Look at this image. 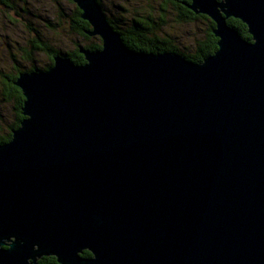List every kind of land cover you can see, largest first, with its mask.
Segmentation results:
<instances>
[{"label": "water", "instance_id": "obj_1", "mask_svg": "<svg viewBox=\"0 0 264 264\" xmlns=\"http://www.w3.org/2000/svg\"><path fill=\"white\" fill-rule=\"evenodd\" d=\"M72 2L101 49L15 81L0 264H264V0H190L218 39L199 63L133 52Z\"/></svg>", "mask_w": 264, "mask_h": 264}, {"label": "rangeland", "instance_id": "obj_2", "mask_svg": "<svg viewBox=\"0 0 264 264\" xmlns=\"http://www.w3.org/2000/svg\"><path fill=\"white\" fill-rule=\"evenodd\" d=\"M16 9L18 16L14 11L5 13L0 7V71L11 75L13 73L9 48L12 47V53L19 58L21 51H29L28 41L31 39V30L36 31L38 38L50 46L53 50L65 55L77 47L96 42L95 40H84L80 35L73 31L70 25V19L74 10V3L68 0H9ZM163 0H101L104 12L109 18L118 15L117 5H129L130 8L142 9L145 13L156 18L155 12ZM127 5V7H128ZM19 6H23L22 13L18 12ZM131 10V9H130ZM168 24L160 28V31L170 32L176 41L178 47L192 48L193 36L189 33V28H178L172 21L173 8H167ZM11 17H10V16ZM10 20V22H9ZM199 33L196 37H201L204 26L199 27ZM48 55L43 51H32L30 59L22 62V66H37L39 69L48 65ZM1 76V74H0ZM3 87L0 84V133L9 130L14 123L15 111H13V99L3 98Z\"/></svg>", "mask_w": 264, "mask_h": 264}, {"label": "trees", "instance_id": "obj_3", "mask_svg": "<svg viewBox=\"0 0 264 264\" xmlns=\"http://www.w3.org/2000/svg\"><path fill=\"white\" fill-rule=\"evenodd\" d=\"M73 3L72 0H68ZM100 7L104 10L101 0H96ZM190 3V0H163L157 12H155L156 18L145 13L142 9L130 8L129 5H117V11H120L118 15H113L108 18V21L112 27L120 34L122 41L125 46L133 52H174L182 55L186 59L199 63L207 55L213 54L217 50L218 39L213 34V29L215 24L205 15L195 14L190 11L186 5ZM173 8L172 18L170 19L172 23L178 28H189V33L193 36V46L192 48L178 47L174 37L170 32L160 31V28L167 26L168 24V11L167 8ZM131 9V10H130ZM227 24L231 27L237 28L245 39L250 40L251 37L247 34L244 28L245 25L234 18H229ZM241 24V25H240ZM70 25L78 35H80L84 40L90 42L95 40L96 42H91L84 46L83 48L89 49L91 51H96L101 49V41L98 37H90L87 35L88 31L91 30L88 22L81 18V11L74 5V10L71 15ZM203 25L205 28L203 30L201 37H196L199 33V27ZM41 51L47 54L52 62L50 68L53 66V58L57 55H62L58 51L53 50L46 43L41 41ZM80 47L75 48L73 51L63 55L68 58L74 64H84V56L79 51ZM188 55V56H187ZM21 94V90L19 89ZM6 99H13L9 93L6 91L3 95ZM23 105V99L17 105V120L14 122L9 130L0 133V144L8 142L12 137V131L17 129L20 125L21 120L24 118L21 113V108ZM83 257H89L90 253L84 251ZM39 264H58L54 257H43L38 261Z\"/></svg>", "mask_w": 264, "mask_h": 264}, {"label": "flooded vegetation", "instance_id": "obj_4", "mask_svg": "<svg viewBox=\"0 0 264 264\" xmlns=\"http://www.w3.org/2000/svg\"><path fill=\"white\" fill-rule=\"evenodd\" d=\"M22 1V0H20ZM14 5L9 2V0H0V7L3 9V11L5 13H10L14 11V15H16V9H14L13 7ZM18 12L22 13L23 11V6H19ZM10 16V15H9ZM11 17V16H10ZM10 22V20H9ZM11 23V22H10ZM31 34L34 35L31 36V39L28 41V46H29V51L24 50L21 51L23 54L20 55L19 58H16L13 53H12V47H8L9 49V53H10V60H11V64H13L12 66V71L13 73L11 75H7L5 74L2 70L0 71V84L3 87V91H6V94L9 93L11 96H13V103H12V108L13 111H15V117H14V122H16L17 118V112H18V107L17 105L20 103L21 99H23L24 101V97L19 93V88L15 85V81L17 80V78L19 77L20 74H24V73H32V72H36V71H45L48 70L50 68V65L52 64L49 56H48V60L49 63L48 65H46L45 67L39 69L37 66L31 65V67L28 66H22V62L24 61H28L30 59V56L32 54V51H41V40L38 38V36L36 35V31L35 30H31ZM2 97L4 98V96L2 95ZM91 256V254H90ZM89 256V257H90Z\"/></svg>", "mask_w": 264, "mask_h": 264}, {"label": "bare ground", "instance_id": "obj_5", "mask_svg": "<svg viewBox=\"0 0 264 264\" xmlns=\"http://www.w3.org/2000/svg\"><path fill=\"white\" fill-rule=\"evenodd\" d=\"M99 4V3H98ZM241 25V24H240ZM188 56V55H187Z\"/></svg>", "mask_w": 264, "mask_h": 264}]
</instances>
